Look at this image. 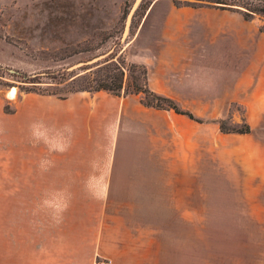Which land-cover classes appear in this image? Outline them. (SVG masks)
<instances>
[{
	"label": "rangeland",
	"instance_id": "1",
	"mask_svg": "<svg viewBox=\"0 0 264 264\" xmlns=\"http://www.w3.org/2000/svg\"><path fill=\"white\" fill-rule=\"evenodd\" d=\"M157 1L0 0V80L14 83L0 85V264H32L38 244L54 263L109 264L96 252L111 255L128 228L149 227L170 249L193 226L264 225V90L236 58L183 63L160 18L145 21ZM118 43L154 92L204 123L140 95L42 96L11 75L70 68ZM219 119L251 132L222 134Z\"/></svg>",
	"mask_w": 264,
	"mask_h": 264
},
{
	"label": "crops",
	"instance_id": "2",
	"mask_svg": "<svg viewBox=\"0 0 264 264\" xmlns=\"http://www.w3.org/2000/svg\"><path fill=\"white\" fill-rule=\"evenodd\" d=\"M154 15L162 23L161 40L176 43L183 63H194L202 53L213 60L212 64L221 58H228L231 64L236 58L243 61L237 74L257 76L258 88L264 90V32L254 20L245 21L237 13L210 7H177L173 0L155 2L145 21L158 20ZM127 230V240H115L111 255L96 254L108 259L109 264H264L261 224L193 226L170 239V249L163 247L162 238L152 235L149 227L143 228V236L135 228ZM39 246L32 264H65L60 260L54 263L50 252L41 254Z\"/></svg>",
	"mask_w": 264,
	"mask_h": 264
},
{
	"label": "trees",
	"instance_id": "3",
	"mask_svg": "<svg viewBox=\"0 0 264 264\" xmlns=\"http://www.w3.org/2000/svg\"><path fill=\"white\" fill-rule=\"evenodd\" d=\"M188 7H210L237 13L245 21L256 18L264 21V0H196ZM177 7H183L177 0H173ZM264 32V25L260 27ZM119 43L104 54L103 59L92 65H84L74 70L60 67L45 70L34 75L11 74L19 82V88L26 92H35L42 96H53L66 100L77 93L106 92L114 96L140 95L141 104L146 108L158 111H173L177 115L185 116L199 124L204 123L191 112L184 111L171 99L160 96L148 84V71L142 64L130 63L126 56L120 53ZM17 73V72H15ZM2 77V76H1ZM47 84V85H43ZM3 87L13 86L14 83L0 80ZM222 134L247 135L251 132L250 125L243 121L239 126H227L224 119L216 121Z\"/></svg>",
	"mask_w": 264,
	"mask_h": 264
},
{
	"label": "water",
	"instance_id": "4",
	"mask_svg": "<svg viewBox=\"0 0 264 264\" xmlns=\"http://www.w3.org/2000/svg\"><path fill=\"white\" fill-rule=\"evenodd\" d=\"M105 56L106 55H100V56L94 57V58H92V59H90L88 61L77 63V64L71 66L69 68V70H74V69H77V68H79L81 66H84V65H92V64L98 62L99 60L103 59Z\"/></svg>",
	"mask_w": 264,
	"mask_h": 264
},
{
	"label": "bare ground",
	"instance_id": "5",
	"mask_svg": "<svg viewBox=\"0 0 264 264\" xmlns=\"http://www.w3.org/2000/svg\"><path fill=\"white\" fill-rule=\"evenodd\" d=\"M10 92L12 93V95H14V89H12Z\"/></svg>",
	"mask_w": 264,
	"mask_h": 264
}]
</instances>
